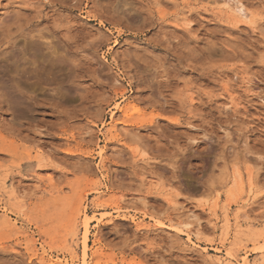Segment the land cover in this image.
<instances>
[{
    "label": "rangeland",
    "instance_id": "1",
    "mask_svg": "<svg viewBox=\"0 0 264 264\" xmlns=\"http://www.w3.org/2000/svg\"><path fill=\"white\" fill-rule=\"evenodd\" d=\"M233 1L0 0V264H83L85 217L84 264H264V0Z\"/></svg>",
    "mask_w": 264,
    "mask_h": 264
},
{
    "label": "bare ground",
    "instance_id": "2",
    "mask_svg": "<svg viewBox=\"0 0 264 264\" xmlns=\"http://www.w3.org/2000/svg\"><path fill=\"white\" fill-rule=\"evenodd\" d=\"M232 1L233 6H230L229 2ZM210 2L216 4V5H220L222 7H225L227 9H231L232 12L235 14V16L237 18H240V19H247L249 18V15H251V13L249 14V11L247 12L245 10V8L243 7V5L239 4V3H235L233 0H210ZM253 18V17H252ZM251 19V18H250ZM238 20V19H237ZM251 21V20H250ZM255 21V20H254ZM251 24V23H250ZM253 24V23H252ZM100 158H102V153L100 152ZM240 178V177H238ZM236 180V179H235ZM234 182V181H233ZM237 182V180L235 181ZM234 182V183H235ZM240 182V181H239ZM233 183V184H234ZM236 186V185H235ZM234 188V186H233ZM239 188V187H237ZM233 193V192H232ZM232 193L230 192V194L232 195ZM230 195V196H231ZM232 199V198H231ZM92 218H88V217H85V220H84V223H83V228H84V233H83V241H82V247H83V259H84V262L83 264L85 263V259L87 257V251H88V245H87V239H88V233H89V223L91 222ZM238 219V217L236 218V220ZM131 222L135 225H137V223L135 222L134 219L131 220ZM185 229L187 232H191L190 229H189V225L186 224L184 225ZM161 228H165L169 231H172L174 233H182V234H186V232L180 228H177V227H174V226H167V225H163L161 223ZM83 231V230H82ZM227 234V233H226ZM260 234V233H259ZM187 237H189V235H187ZM236 239V238H235ZM187 240L189 242H191V244L193 246H196L195 243H193L189 238H187ZM239 241V240H238ZM259 252L262 253V256L264 257V245H262L261 247L258 248ZM215 252H218L220 253V250L219 249H214ZM48 259V258H47ZM224 260L226 261L225 264H250V262L248 261V255H247V252H244V256H240V258L237 256L236 254V251L235 249L234 250H226L225 251V254H224ZM217 264H223L222 260L220 259H217ZM228 262V263H227ZM264 263V262H263Z\"/></svg>",
    "mask_w": 264,
    "mask_h": 264
}]
</instances>
